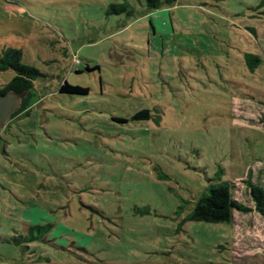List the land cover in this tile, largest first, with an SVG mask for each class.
<instances>
[{
  "label": "rangeland",
  "instance_id": "374dc122",
  "mask_svg": "<svg viewBox=\"0 0 264 264\" xmlns=\"http://www.w3.org/2000/svg\"><path fill=\"white\" fill-rule=\"evenodd\" d=\"M4 47L44 77L0 131V264H264L254 213L183 221L208 180L264 187V0H0Z\"/></svg>",
  "mask_w": 264,
  "mask_h": 264
},
{
  "label": "trees",
  "instance_id": "16d2710c",
  "mask_svg": "<svg viewBox=\"0 0 264 264\" xmlns=\"http://www.w3.org/2000/svg\"><path fill=\"white\" fill-rule=\"evenodd\" d=\"M177 0H145V12L158 10L161 6H170ZM118 14L126 13L129 15L131 10L125 4H111L107 13ZM108 13V14H109ZM259 59L253 55H246L245 65L248 66L250 72L258 67ZM97 69L86 67V71L90 72ZM12 71L13 77L4 85L0 86V96L5 92L22 94L20 105L17 110L12 112L7 118H13L18 115H28L32 98L34 96V81L44 74L36 67L23 62L22 52L18 48L4 47L0 52V73ZM59 93L69 95H87L89 89L79 85H71L64 81L59 89ZM150 117L147 109H142L131 115V121H146ZM117 123H126L128 120L124 118H113ZM6 123V122H5ZM5 127V125H4ZM219 173V172H218ZM205 187L203 192L194 201L191 211L184 217L183 221H202L207 223H231L235 212L254 213L264 220V187L256 184L249 179L245 181L251 207L245 206L234 198V183L218 179L214 183H210ZM182 206L179 207L181 209ZM35 227V226H33Z\"/></svg>",
  "mask_w": 264,
  "mask_h": 264
},
{
  "label": "water",
  "instance_id": "95a60500",
  "mask_svg": "<svg viewBox=\"0 0 264 264\" xmlns=\"http://www.w3.org/2000/svg\"><path fill=\"white\" fill-rule=\"evenodd\" d=\"M24 93L18 95L8 92L0 96V131L4 128L6 118L20 105V98Z\"/></svg>",
  "mask_w": 264,
  "mask_h": 264
}]
</instances>
